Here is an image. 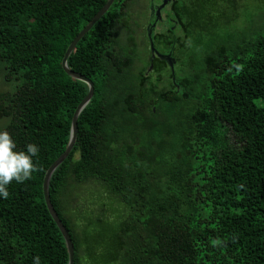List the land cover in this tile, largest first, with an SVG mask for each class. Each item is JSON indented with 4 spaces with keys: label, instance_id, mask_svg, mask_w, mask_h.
<instances>
[{
    "label": "trees",
    "instance_id": "obj_1",
    "mask_svg": "<svg viewBox=\"0 0 264 264\" xmlns=\"http://www.w3.org/2000/svg\"><path fill=\"white\" fill-rule=\"evenodd\" d=\"M227 1V23L244 22L232 32L213 15L220 0L170 4L165 71L146 72L122 39L132 0H115L71 53L94 96L49 191L74 264H264V10L243 20L253 1ZM106 2L0 0V72L14 83L0 91V130L17 150L38 145L40 169L0 199V264L69 263L43 182L89 92L62 59ZM91 183L99 205L73 196Z\"/></svg>",
    "mask_w": 264,
    "mask_h": 264
},
{
    "label": "flooded vegetation",
    "instance_id": "obj_2",
    "mask_svg": "<svg viewBox=\"0 0 264 264\" xmlns=\"http://www.w3.org/2000/svg\"><path fill=\"white\" fill-rule=\"evenodd\" d=\"M173 1L174 0H148V5L146 3L145 5H143L141 4L140 0L138 2L135 1L134 3L132 0L133 5H138L131 14L129 13L128 21L125 23V25L123 24V27L121 28L122 35L124 34V32L128 33L125 40L132 39L134 41V45L137 48L138 52L137 63L139 65L140 54L142 53V48L144 47L142 41H144V43L146 44V49L149 50V65L146 68V72L148 73L156 71V65H163V67L165 68L164 71L169 67V63L166 57H164L168 56L169 52H167L166 49L159 48L157 41L158 39L159 41H162V39L165 38L168 34V24L171 20L168 17V11L171 9L170 4ZM142 8H146L147 10V22L145 21V15H143V13L141 12ZM150 33L155 46L154 54L151 50V39L149 36ZM175 61H177L176 58ZM176 63L177 62H175V64ZM157 79H160L158 90H162V88L165 87L166 78L157 77Z\"/></svg>",
    "mask_w": 264,
    "mask_h": 264
},
{
    "label": "water",
    "instance_id": "obj_3",
    "mask_svg": "<svg viewBox=\"0 0 264 264\" xmlns=\"http://www.w3.org/2000/svg\"><path fill=\"white\" fill-rule=\"evenodd\" d=\"M115 0H107L105 5L94 15V17L82 28V30L76 35V37L73 39V41L68 46L65 55L62 59V67L66 71L68 75H70L73 78L85 81L89 86V92L86 95V97L80 102L78 107L76 108L73 118H72V128H71V138L69 141V144L66 148V150L53 162V164L49 167V169L46 172L44 182H43V191H44V197L47 204V207L50 211L51 216L53 217L54 221L56 222L58 228L60 229L67 248L69 252V263L68 264H74V244L71 238V235L67 229V227L62 222L61 218L59 217L58 212L56 211L51 199H50V181L51 177L54 173V171L57 169V167L68 157V155L73 150L76 140H77V134H78V118L81 114L82 110L89 104L91 99L94 96V83L91 79H89L87 76L73 71L69 65L68 60L71 55V53L74 51L75 47L77 46L78 42L92 29V27L105 15V13L110 9L112 4ZM151 39V47L152 50H155L151 33L149 34ZM167 60L170 61L171 65L173 66V62L170 60L169 56H164ZM173 68V67H172Z\"/></svg>",
    "mask_w": 264,
    "mask_h": 264
},
{
    "label": "clouds",
    "instance_id": "obj_4",
    "mask_svg": "<svg viewBox=\"0 0 264 264\" xmlns=\"http://www.w3.org/2000/svg\"><path fill=\"white\" fill-rule=\"evenodd\" d=\"M39 146L34 143L26 145L25 150H17V144L11 133L0 130V199L9 198L8 187L12 182L23 183L39 171L35 158ZM33 264H40L39 257L33 259Z\"/></svg>",
    "mask_w": 264,
    "mask_h": 264
},
{
    "label": "rangeland",
    "instance_id": "obj_5",
    "mask_svg": "<svg viewBox=\"0 0 264 264\" xmlns=\"http://www.w3.org/2000/svg\"><path fill=\"white\" fill-rule=\"evenodd\" d=\"M138 2L139 0H133L134 2ZM222 5L221 7H219L217 9V11L213 12V15L218 19V28H220V30L224 31V32H232L234 31L236 28H238L237 26H240L242 23H244L243 21L241 22V24H239L240 21H237L236 24H228L227 20H229V18H231L232 16V11L230 9V5L227 4L228 1L225 0L227 3L224 2V0H220ZM232 1V0H229ZM253 2L249 3L247 8L243 11L244 13V19L243 20H247V18H252L253 16H255L256 14H258L259 12L263 11L264 9V0H252ZM141 4L145 5V3L148 5V0H140ZM133 3L130 4V7L128 8V10L130 11V14L133 12V10L136 9L137 5H133ZM146 8H142L141 12L143 13V15H145V21H148V15L146 13ZM264 14V12H263ZM257 15L256 16V20L259 21L261 20V22H259V24L263 23V17L264 15ZM127 32H124V34L122 35V39L125 40L126 36H127ZM144 44V47L142 48V53L140 54V59L139 62L140 64H142L141 60L147 62L149 59V55L147 54L144 55V52L146 53V44L144 43V41H142ZM14 87V83H7L4 81V77L0 72V91L3 90H12ZM5 120H0V125L4 124ZM91 185L89 187L86 186H79L77 189L73 190V196L75 197H83L86 203H93V201H96V204L99 205L100 202V196L99 193L97 192V186L93 183L88 184ZM93 210V209H92ZM91 214V215H90ZM89 216H94L92 215V213L90 212Z\"/></svg>",
    "mask_w": 264,
    "mask_h": 264
}]
</instances>
